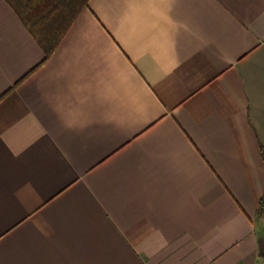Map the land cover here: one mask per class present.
Listing matches in <instances>:
<instances>
[{
	"label": "crops",
	"instance_id": "obj_1",
	"mask_svg": "<svg viewBox=\"0 0 264 264\" xmlns=\"http://www.w3.org/2000/svg\"><path fill=\"white\" fill-rule=\"evenodd\" d=\"M264 0H89L54 52L0 0V264H264Z\"/></svg>",
	"mask_w": 264,
	"mask_h": 264
},
{
	"label": "trees",
	"instance_id": "obj_2",
	"mask_svg": "<svg viewBox=\"0 0 264 264\" xmlns=\"http://www.w3.org/2000/svg\"><path fill=\"white\" fill-rule=\"evenodd\" d=\"M16 11L46 56L57 48L89 0H6ZM264 206V197L261 208Z\"/></svg>",
	"mask_w": 264,
	"mask_h": 264
}]
</instances>
